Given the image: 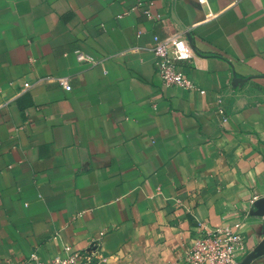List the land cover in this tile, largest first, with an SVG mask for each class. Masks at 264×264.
Instances as JSON below:
<instances>
[{"label": "crops", "instance_id": "0c3cea01", "mask_svg": "<svg viewBox=\"0 0 264 264\" xmlns=\"http://www.w3.org/2000/svg\"><path fill=\"white\" fill-rule=\"evenodd\" d=\"M202 223L264 264V0H0V264H188Z\"/></svg>", "mask_w": 264, "mask_h": 264}, {"label": "built area", "instance_id": "2783aa9c", "mask_svg": "<svg viewBox=\"0 0 264 264\" xmlns=\"http://www.w3.org/2000/svg\"><path fill=\"white\" fill-rule=\"evenodd\" d=\"M204 3L206 0H198ZM149 14L148 11H146ZM192 49L184 33L171 35L167 39L157 41L153 49L156 75L166 86H175L185 90L196 89V85L187 77L181 62L192 57ZM81 62L87 61L78 53ZM65 90L72 86L67 78L56 80ZM30 89L29 83L24 84ZM246 237L239 231V226L211 229L202 223L193 240V245L186 255L188 264H241L249 256ZM100 241L93 243L87 251H74L67 248L65 255L58 256L42 264H97V247Z\"/></svg>", "mask_w": 264, "mask_h": 264}, {"label": "water", "instance_id": "95a60500", "mask_svg": "<svg viewBox=\"0 0 264 264\" xmlns=\"http://www.w3.org/2000/svg\"><path fill=\"white\" fill-rule=\"evenodd\" d=\"M264 252V245L263 246H261V247H259L258 249H257V252ZM252 258H253V254H249V256L248 257H246L243 261H242V263L241 264H248L251 260H252Z\"/></svg>", "mask_w": 264, "mask_h": 264}]
</instances>
